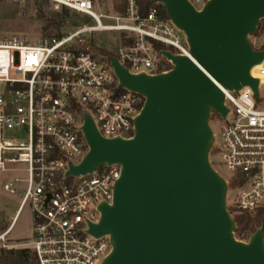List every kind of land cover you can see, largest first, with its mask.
<instances>
[{"label": "built area", "instance_id": "built-area-1", "mask_svg": "<svg viewBox=\"0 0 264 264\" xmlns=\"http://www.w3.org/2000/svg\"><path fill=\"white\" fill-rule=\"evenodd\" d=\"M48 1L55 10L86 16L93 24L34 44L0 37V189L18 197L15 214L0 232V246H10L15 220L30 204L32 234L21 245L30 248L37 264H100L111 250L109 235L96 237L89 225L98 223L99 206L112 202L121 166L103 164L78 176L67 171L89 149L84 115L102 137L128 139L145 97L119 86L106 53L93 51L91 35L118 33L121 42L112 55L132 74L166 72L172 63L161 51L189 57V47L160 3L142 13L136 0ZM207 1L188 0L196 10ZM108 4L118 10L115 15L95 10ZM258 65L252 76L258 79L257 96L248 85L237 91L221 88L229 111L225 119L212 112L219 133L211 127V152L221 155L228 173L219 174L228 183L226 204L234 213L253 214L264 207V108L259 107L264 59Z\"/></svg>", "mask_w": 264, "mask_h": 264}, {"label": "water", "instance_id": "water-1", "mask_svg": "<svg viewBox=\"0 0 264 264\" xmlns=\"http://www.w3.org/2000/svg\"><path fill=\"white\" fill-rule=\"evenodd\" d=\"M183 32L189 57L162 50L172 67L157 75L132 74L105 54L120 87L145 97L131 138H104L89 115L82 131L88 152L68 174L103 164L121 172L110 204L99 206L89 233L109 235L100 264H264L261 225L247 241L236 238L226 204L228 183L211 165L212 112L225 119L227 89L248 85L264 59L249 37L264 18V0H208L196 10L188 0H152Z\"/></svg>", "mask_w": 264, "mask_h": 264}, {"label": "rangeland", "instance_id": "rangeland-1", "mask_svg": "<svg viewBox=\"0 0 264 264\" xmlns=\"http://www.w3.org/2000/svg\"><path fill=\"white\" fill-rule=\"evenodd\" d=\"M118 1L120 4V0ZM199 7V5H198ZM45 14L59 13L58 18L61 23L60 31L62 33L71 32L76 25L82 23L93 24L90 19L83 15L72 14L71 12L58 9L55 10L48 0H0V37L5 39L11 36H17L21 40L34 44L44 39L42 21L38 19V10ZM99 13L115 15L118 10L110 4L96 7ZM264 19V18H263ZM103 23L110 21L102 19ZM264 24V20L262 21ZM251 43L256 49L264 47V32L260 35H251L249 37ZM121 42V36L115 32L100 31L91 35V46L94 52H105L113 54L115 49ZM264 90L260 87V95L263 97ZM264 108V100L259 106ZM215 117L211 115L209 124L213 126L215 134L218 135L219 129L214 125ZM213 167L223 176L228 177V173L222 163L221 155L217 152H211L209 156ZM1 180V176H0ZM232 200V194L228 196V204ZM18 197L16 195H7L0 189V232L5 230L10 219L14 215L18 206ZM33 217L30 204H26L18 214L15 223L8 235V248H25L26 243L32 234ZM243 241H247L243 240ZM0 248H2L0 246Z\"/></svg>", "mask_w": 264, "mask_h": 264}, {"label": "trees", "instance_id": "trees-1", "mask_svg": "<svg viewBox=\"0 0 264 264\" xmlns=\"http://www.w3.org/2000/svg\"><path fill=\"white\" fill-rule=\"evenodd\" d=\"M140 11L146 12L152 5V0H136ZM163 16H166L163 6H160ZM59 13L55 12L50 15L45 14L40 9L38 10V19L42 21V29L44 37L60 36L61 23L58 18ZM262 19L257 31L254 35H260L264 32V24ZM261 48H264L263 46ZM260 48V49H261ZM229 212L235 221L234 233L239 240H248L251 234L256 230L258 225H261V230L264 236V207L258 209L253 214L248 213H234L231 209ZM0 264H37L36 258L30 248H0Z\"/></svg>", "mask_w": 264, "mask_h": 264}, {"label": "bare ground", "instance_id": "bare-ground-1", "mask_svg": "<svg viewBox=\"0 0 264 264\" xmlns=\"http://www.w3.org/2000/svg\"><path fill=\"white\" fill-rule=\"evenodd\" d=\"M258 66L259 65L257 64V65H255V66H253L251 68V74H252V76H256L257 75Z\"/></svg>", "mask_w": 264, "mask_h": 264}, {"label": "crops", "instance_id": "crops-1", "mask_svg": "<svg viewBox=\"0 0 264 264\" xmlns=\"http://www.w3.org/2000/svg\"><path fill=\"white\" fill-rule=\"evenodd\" d=\"M15 214V213H14Z\"/></svg>", "mask_w": 264, "mask_h": 264}]
</instances>
